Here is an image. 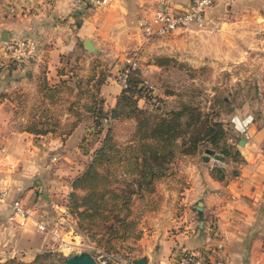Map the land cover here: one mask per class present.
I'll return each instance as SVG.
<instances>
[{
    "label": "crops",
    "instance_id": "1",
    "mask_svg": "<svg viewBox=\"0 0 264 264\" xmlns=\"http://www.w3.org/2000/svg\"><path fill=\"white\" fill-rule=\"evenodd\" d=\"M148 2L0 0V32H6L7 40L34 42L28 60L6 65L0 40V187L8 188L11 196L21 201L23 196H31L36 212L51 211L53 203H65L71 178L85 166L73 162L75 155L85 157L79 151L81 144L74 145L75 140H84V132L90 133L93 127L91 123H80L64 140L50 134L36 137L21 129L27 116L15 115L10 98L22 92L28 98H36L37 76L44 72L49 81H55L59 65L71 63L74 54L86 53L82 46L85 38H90L99 55L117 54L127 44L130 49L135 47L138 41L135 21L147 11ZM229 2L240 8L244 24L254 19L256 26H264V0ZM207 11L209 15L215 12ZM119 91L120 86L111 79L101 85L105 108L113 106ZM139 100L142 99L137 103ZM262 105L257 113L236 110L223 124L229 131L226 142L238 151L237 160L222 158L223 161L215 162L208 156L205 161L200 155L198 160L193 158L181 164L179 170L185 176L186 187L162 190L160 209L147 218L137 241L125 243L130 247L125 256L133 259L143 256L144 264H171L182 249L195 250L214 242L210 226L215 216L218 230L226 234L223 249L230 264H241L256 252L264 253V98ZM246 121L248 138L244 139L242 126ZM102 135L103 132L100 138ZM97 144L98 141L95 147ZM46 153H57L61 159L51 166L42 159ZM212 167L220 168L221 180L210 175ZM35 170L37 176L33 174Z\"/></svg>",
    "mask_w": 264,
    "mask_h": 264
},
{
    "label": "trees",
    "instance_id": "2",
    "mask_svg": "<svg viewBox=\"0 0 264 264\" xmlns=\"http://www.w3.org/2000/svg\"><path fill=\"white\" fill-rule=\"evenodd\" d=\"M170 61L158 57L153 65ZM91 64L83 68L75 60L65 62L56 68L55 81L40 73L36 102L20 127L36 137L50 134L59 140L87 121L93 127L89 134L99 136L103 131L84 168L71 178L65 206L80 234L104 251L119 253L123 244L140 238L147 218L160 209L162 187H186L180 156L208 149L235 161L238 151L226 142V130L213 105L210 112L190 100L163 111L138 106L137 100L149 91L140 85L139 70L129 72L127 87H120L113 106L105 108L100 87L106 75L97 72L98 64ZM22 95L10 98L15 111ZM217 102L226 104L223 97ZM124 123L129 124L128 134L120 141L116 131ZM210 175L222 179L220 168L212 167Z\"/></svg>",
    "mask_w": 264,
    "mask_h": 264
},
{
    "label": "rangeland",
    "instance_id": "3",
    "mask_svg": "<svg viewBox=\"0 0 264 264\" xmlns=\"http://www.w3.org/2000/svg\"><path fill=\"white\" fill-rule=\"evenodd\" d=\"M226 3L228 2L223 0L217 1L207 8L215 11L210 15L221 23L220 28L213 34L195 29L176 30L142 45L140 64L148 71H143V75L140 73V76L150 86L147 88L149 91L145 98H141L137 105L154 111H163L176 106L180 100H190L198 104L204 112H210L213 105V111L217 113L216 118L223 124L236 110L260 112L264 98V26H256L254 19L251 23L244 24L239 12L240 8L236 4L231 5L229 2L230 4L225 5ZM145 6L148 7L149 2ZM140 15L141 13L138 16ZM129 50L130 46L127 44L125 49L119 50L117 54L124 55ZM117 54L101 52L99 55L86 51L85 54L77 53L71 56V63L75 60L83 68H87L90 62L98 64L95 68L97 72L106 75V80L114 81L115 73L122 68L121 56ZM158 57H167L172 61L157 67L153 63ZM222 97L226 101L225 105L217 102ZM20 101V107L14 113L17 117L25 118L36 98H28V94L23 93ZM26 119L27 117L24 120ZM105 125L109 123L105 122ZM128 126V123L119 125L116 134L120 141L126 139ZM84 133L86 140H75L74 144L80 143L79 151L85 154V157L75 155L73 162L79 166L88 161L91 154L89 150L91 148L93 150L101 135ZM204 154V150L200 149L193 155L180 156L179 169L185 160L189 161L193 158L198 160L200 155ZM212 154L209 156L211 157ZM58 158L60 157L57 153H46L42 159L52 166L58 162ZM36 172L33 171L35 176H37ZM15 175L14 173L13 176ZM164 189L165 187L160 189L161 193ZM22 199L21 202L28 209L33 208L31 196H23ZM38 200L39 204H42L41 200ZM10 215L8 202H0V264L52 262L47 251L48 237L38 231L30 221L26 220L19 225L9 219ZM128 249L130 247L123 244L119 253L125 256L124 253H127ZM253 257L250 256L241 264H264L263 251L256 252Z\"/></svg>",
    "mask_w": 264,
    "mask_h": 264
},
{
    "label": "built area",
    "instance_id": "4",
    "mask_svg": "<svg viewBox=\"0 0 264 264\" xmlns=\"http://www.w3.org/2000/svg\"><path fill=\"white\" fill-rule=\"evenodd\" d=\"M217 1L222 0H186L184 4H179L174 0H149L147 11L135 21L137 44L124 54L121 61L122 68L115 73L114 79L119 86L127 87L129 72L139 70L141 73V70H146L140 64L142 45L176 30L195 29L206 34H213L217 31L221 23L207 13V8ZM94 2L104 4L106 0H94ZM33 51L34 42L29 39H8L1 46L6 65H19L28 60ZM140 85L146 88L150 86L143 78H141ZM247 121L242 126L244 139L248 138ZM216 161L218 162L215 159ZM0 202H8L11 209L9 219L16 221L19 225L26 220L30 221L38 231L48 237L47 251L55 264H59L61 258L72 250L87 252L96 264H133V258L120 253L104 251L80 234L76 230L65 203H53L51 211L45 210L38 213L34 208L28 209L19 198L11 196L10 190L6 187H0ZM211 223L210 234L214 242L195 250L182 249L171 264H230V258L223 249L226 234L218 230L216 216Z\"/></svg>",
    "mask_w": 264,
    "mask_h": 264
},
{
    "label": "water",
    "instance_id": "5",
    "mask_svg": "<svg viewBox=\"0 0 264 264\" xmlns=\"http://www.w3.org/2000/svg\"><path fill=\"white\" fill-rule=\"evenodd\" d=\"M0 40L1 41H7V35L4 30L0 32ZM82 46L85 49V51L89 53H97V48L93 46L90 38H85L82 41ZM204 155L202 156L203 160H208L209 154H212L209 152L208 149L204 150ZM212 157L216 160L223 161L222 157L218 154H212ZM133 264H144L145 263V257H138L132 260ZM46 264H55L52 262H48ZM59 264H96L93 260V258L85 251L82 250H72L68 253V255L63 256L60 260Z\"/></svg>",
    "mask_w": 264,
    "mask_h": 264
}]
</instances>
